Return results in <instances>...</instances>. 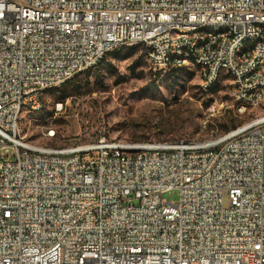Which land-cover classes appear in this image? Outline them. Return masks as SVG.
Returning <instances> with one entry per match:
<instances>
[{
    "label": "built area",
    "instance_id": "2783aa9c",
    "mask_svg": "<svg viewBox=\"0 0 264 264\" xmlns=\"http://www.w3.org/2000/svg\"><path fill=\"white\" fill-rule=\"evenodd\" d=\"M260 19L264 0H0V264H264V114L209 140L103 135L36 149L21 130L23 115L41 109L38 88L129 41L160 71L202 63V87L232 70L234 108L250 99L257 110ZM211 23L226 32H196ZM244 34L252 62L233 65ZM171 190L176 203L163 200Z\"/></svg>",
    "mask_w": 264,
    "mask_h": 264
},
{
    "label": "rangeland",
    "instance_id": "374dc122",
    "mask_svg": "<svg viewBox=\"0 0 264 264\" xmlns=\"http://www.w3.org/2000/svg\"><path fill=\"white\" fill-rule=\"evenodd\" d=\"M228 77L222 75L204 91L196 64L160 71L149 62L145 45H123L110 50L96 67L46 90L42 108L21 118L22 134L55 147L89 143L103 135L138 142L208 139L233 129V122L239 125L264 114V104L246 116L237 112ZM48 127L54 128L55 137L43 136ZM163 200L176 203L178 192H165Z\"/></svg>",
    "mask_w": 264,
    "mask_h": 264
},
{
    "label": "bare ground",
    "instance_id": "6f19581e",
    "mask_svg": "<svg viewBox=\"0 0 264 264\" xmlns=\"http://www.w3.org/2000/svg\"><path fill=\"white\" fill-rule=\"evenodd\" d=\"M260 26H264V19H260ZM196 32H203L204 35H217L221 33L226 32V24L223 23H211V24H200L196 25ZM137 44V41H129L127 45H134ZM125 44H115V45H109V48H107V53L117 47L123 46ZM252 49V42H251V34H244L241 39H238L237 42H233V54H232V63L233 65H240V62H252V55H246L249 53V50ZM152 64V61H149ZM262 63H264V50H262ZM199 68L200 71L202 70V63H194ZM204 72H213V63L212 62H204ZM223 75V71H216L215 72V81H209L207 84L203 85V89L208 90L216 82L221 78ZM225 75L229 76V79H232V70H225ZM70 79H66L68 81ZM64 83V82H63ZM62 83H59L60 85ZM58 85H45L43 88H38V95H41V108L43 106V95L44 92L50 88H53ZM235 91V84H228V92ZM242 106H248L247 109H239L236 108L237 112L240 113L243 116H246L247 114H250L252 111L256 110L255 106H250V99H242ZM264 117V115H262ZM255 119V118H254ZM253 120V119H252ZM43 136L47 138H53L56 135L51 133H44ZM215 139V136H212L208 139ZM123 143H130V144H141V142L138 141H125L120 140ZM158 142V141H154ZM165 142H177V141H165ZM32 144L36 149H43V146H47L46 144H41L32 141ZM133 163H141V156H133Z\"/></svg>",
    "mask_w": 264,
    "mask_h": 264
},
{
    "label": "trees",
    "instance_id": "16d2710c",
    "mask_svg": "<svg viewBox=\"0 0 264 264\" xmlns=\"http://www.w3.org/2000/svg\"><path fill=\"white\" fill-rule=\"evenodd\" d=\"M136 45H137V44H136ZM133 47H134V46H133ZM133 47H132V48H133ZM101 61H102V60H101ZM100 63H101V62H100ZM177 69H179V68H177ZM174 70H176V69H174ZM64 83H65V82H64ZM211 88H212V87H211ZM207 91H208V90H207ZM232 125H233V126H232L233 128H235V127L237 126V124H236V123H234V122H233V124H232Z\"/></svg>",
    "mask_w": 264,
    "mask_h": 264
}]
</instances>
